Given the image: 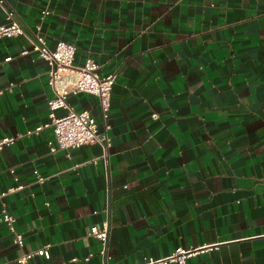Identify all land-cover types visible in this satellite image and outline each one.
<instances>
[{
  "label": "crops",
  "instance_id": "1",
  "mask_svg": "<svg viewBox=\"0 0 264 264\" xmlns=\"http://www.w3.org/2000/svg\"><path fill=\"white\" fill-rule=\"evenodd\" d=\"M5 6L26 31L48 9V46L70 42L75 64L91 58L116 77L107 158L96 142L68 150L70 158L51 152L50 130L0 149V264H99L100 242L88 230L105 220L107 264L164 260L177 248L194 250L185 264H264V0ZM25 43L21 35L0 38V137L47 120L48 64L20 55ZM67 101L102 129L95 96ZM45 245L48 259L18 261Z\"/></svg>",
  "mask_w": 264,
  "mask_h": 264
},
{
  "label": "built area",
  "instance_id": "2",
  "mask_svg": "<svg viewBox=\"0 0 264 264\" xmlns=\"http://www.w3.org/2000/svg\"><path fill=\"white\" fill-rule=\"evenodd\" d=\"M0 11L4 13L6 20L5 23H0V38H11L20 35L25 38L26 43L21 46L20 55L33 53L47 62V84L53 92V96L47 100V120L26 129L25 132L0 137V149L5 145L14 143L17 138H30L44 130H50L53 134V138L48 141L51 152L65 150L67 151V158H70L68 150L96 142L103 147V157L107 158L108 149L112 145L108 118L111 114V89L116 77L115 72L101 74L99 64L91 58H87L82 64H75V46L70 42L58 40L54 47H49L41 31V22L49 14L48 9L41 11L40 22L35 25L33 30L29 31H26L16 20V12L5 6V0H0ZM10 59L11 57L5 58L6 61ZM79 92L91 94L97 98L102 129L88 110L77 111L70 107L67 101L68 95ZM1 93L2 90H0ZM59 110L65 112L59 115L57 114ZM43 179L41 176L37 178L39 182ZM18 188L20 186L12 188L10 191ZM96 212L94 210V213ZM1 216L12 234L13 243L22 245L23 236L15 230L13 216L8 213L6 208H2ZM110 229V222L105 220L100 226L91 225L88 230V235L94 236L100 242L98 253L101 259L99 264H107L110 258L107 252ZM48 248L49 245L40 247L21 256L18 261L25 263L32 255H39L48 259L50 257ZM193 252V249L183 250L177 248L172 255L164 260H149L143 264H162L166 260L174 261L177 264H185V259L191 256Z\"/></svg>",
  "mask_w": 264,
  "mask_h": 264
}]
</instances>
